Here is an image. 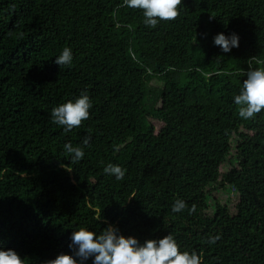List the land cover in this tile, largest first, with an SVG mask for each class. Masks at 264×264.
<instances>
[{"label": "trees", "instance_id": "trees-1", "mask_svg": "<svg viewBox=\"0 0 264 264\" xmlns=\"http://www.w3.org/2000/svg\"><path fill=\"white\" fill-rule=\"evenodd\" d=\"M179 7L151 28L123 0H0V246L24 264L110 224L141 243L170 234L202 264H264V111L243 120L233 103L264 67V0ZM219 33L239 47L223 53ZM82 93L90 117L65 132L51 111ZM66 143L84 158L71 163Z\"/></svg>", "mask_w": 264, "mask_h": 264}, {"label": "clouds", "instance_id": "clouds-1", "mask_svg": "<svg viewBox=\"0 0 264 264\" xmlns=\"http://www.w3.org/2000/svg\"><path fill=\"white\" fill-rule=\"evenodd\" d=\"M181 3L182 0H123L124 7L141 11L144 25L151 28L160 22L174 21L179 15ZM239 40L236 33H219L213 37V44L223 53H229L239 47ZM72 62L73 52L67 47L54 60L59 67L70 66ZM246 76L233 103L239 107V117L250 120L264 111V67L250 70ZM92 107L90 97L82 93L74 101L53 108L51 119L65 132H70L89 119ZM82 143L84 146L89 145L91 137H85ZM64 151L69 155L71 163L85 156L82 147H74L71 143L64 145ZM104 173L119 181L124 179L126 169L109 163ZM185 208V202L178 199L171 211L180 213ZM218 239V236L210 237L208 243L215 244ZM68 248V254H59L46 264H88L89 260L91 264H202L197 252L181 251L176 239L170 234L162 239H148L141 243L132 236H123L120 229L111 224L100 233L84 227L73 231ZM0 264H24V260L15 250L0 246Z\"/></svg>", "mask_w": 264, "mask_h": 264}, {"label": "rangeland", "instance_id": "rangeland-1", "mask_svg": "<svg viewBox=\"0 0 264 264\" xmlns=\"http://www.w3.org/2000/svg\"><path fill=\"white\" fill-rule=\"evenodd\" d=\"M227 168H221V172L225 171ZM213 198L215 200H217L218 202H220L221 204L225 203V195H218V194H214Z\"/></svg>", "mask_w": 264, "mask_h": 264}]
</instances>
